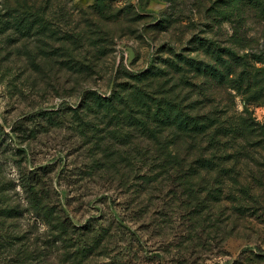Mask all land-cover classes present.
I'll return each instance as SVG.
<instances>
[{
	"label": "rangeland",
	"instance_id": "374dc122",
	"mask_svg": "<svg viewBox=\"0 0 264 264\" xmlns=\"http://www.w3.org/2000/svg\"><path fill=\"white\" fill-rule=\"evenodd\" d=\"M246 1L0 0V264H264ZM168 107L201 115V151Z\"/></svg>",
	"mask_w": 264,
	"mask_h": 264
},
{
	"label": "trees",
	"instance_id": "16d2710c",
	"mask_svg": "<svg viewBox=\"0 0 264 264\" xmlns=\"http://www.w3.org/2000/svg\"><path fill=\"white\" fill-rule=\"evenodd\" d=\"M246 0H237L238 3H243ZM249 7H255L260 8L264 12V1L263 0H247L245 5H242V11H247ZM226 68H229V64H224ZM197 69H202L203 71H206L207 73L212 74H218L220 77H227V75L223 68H218L217 70H214V67L212 66H196ZM154 68V67H153ZM153 68L147 69L146 73L153 72ZM150 93H154L153 90H149ZM157 93V92H156ZM155 94V93H154ZM195 107V106H193ZM176 114L174 113V109L172 107H168L167 109H163L160 115V117H172L174 118L175 124H177L178 129L183 133L184 137H190L188 140L185 141L187 143V149L191 151H201L202 146L204 147V138H202V135L209 129L208 127L203 126V118H201V115H196L197 117L190 115L187 113V117L179 112V108H176ZM191 140L190 143H188ZM184 143V144H185ZM202 158V157H201ZM199 158L196 161L197 167H200L203 165H208L207 160ZM42 216L47 215L46 212H41ZM0 239H3L2 237ZM10 246H14L15 244L10 243Z\"/></svg>",
	"mask_w": 264,
	"mask_h": 264
}]
</instances>
